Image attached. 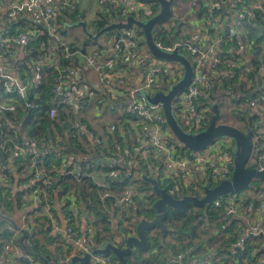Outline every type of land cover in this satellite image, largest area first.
Segmentation results:
<instances>
[{"label":"trees","instance_id":"16d2710c","mask_svg":"<svg viewBox=\"0 0 264 264\" xmlns=\"http://www.w3.org/2000/svg\"><path fill=\"white\" fill-rule=\"evenodd\" d=\"M228 1L229 0H201L191 3V8L196 18L202 20L204 23L203 32L212 40H221L220 44L222 45L224 60L234 58L239 63V67L235 69V75L231 78L223 77L218 79L215 78L213 74L216 70L213 69L210 71L211 77L209 81L211 83V88L207 97L200 101L203 103L200 107L207 108L205 112L206 117L203 121L205 125L199 129V132H201L209 122L212 115V105L215 103V97L222 95V97L226 96L234 106L232 110L233 118L242 124V126H238L237 128L244 133L250 132L253 134L261 126L258 115L252 113L249 109H238L237 107L239 104L245 103L247 99L246 96L251 92H255L251 99L258 95H264V74L260 72V67L264 65V1L260 9H254L252 11L254 15L253 19L240 20L242 22L241 30L238 29L237 34L234 36H228L227 29L223 24L225 21L227 23L232 18L244 14V7L252 0H230V5H227ZM209 3H216L218 7L209 9ZM141 6L142 8L137 13H130L126 12L120 5L106 2L96 12V17L91 24L93 34H97L112 22L119 19L125 20L127 16H132L137 20H148L157 14L159 8L157 3L141 4ZM68 9L69 10L61 9L54 29V33L58 34L61 38H65L66 28L75 24L78 20L77 11H75L73 7H69ZM219 19H223L224 22H222L221 25H216ZM3 25H9V23L5 21V23L2 24L0 33L11 34L16 30H26L31 34L25 46L26 63L23 65L24 72L23 75H21L22 80H28V78H30L33 62L37 61L42 53H46L48 50H52L51 54L59 57L61 66L70 68L75 66L76 61L74 53L76 52L78 40L75 39L73 42H65L69 53L73 54L72 56L66 57L63 54L60 43L53 38L41 35L35 26L29 25L23 20L20 21V19L11 21L10 29L5 28ZM176 25H178L176 18L170 15L152 29L151 34L153 40H157L164 45H172L174 40L188 42L191 36H197H180V32L176 29ZM103 35L108 38L116 35V33L112 29L103 33ZM136 36L138 37L137 46L146 50V45L143 41V33L140 29H136ZM202 41L208 42L206 38L202 39ZM87 42H89V38L84 39L80 43L84 46ZM198 43L200 42L198 41ZM239 45L247 52V56L249 57L248 66L244 64L241 57L236 52ZM228 49L233 50L231 53H228ZM120 50L121 48H119V51ZM182 54L192 63L190 54L187 52H182ZM148 57L151 60V55ZM124 67H126V65L121 60H117L113 69L109 70L108 73L117 74L116 70ZM220 68L221 66L218 67V69ZM177 72H180V68ZM41 74L42 80L38 90L30 87L27 89L26 93V101L37 104L38 108H24L22 106L24 104L22 99L15 100L14 113H6L4 115L7 117L6 121L8 124L5 127H0V135L3 138V149L0 150V227L1 221L5 219V212L9 214L12 211L11 205L13 199L16 200V204L19 206L23 193L30 194L33 188L40 186L43 200L45 203L52 206V192L53 189H55L58 193V199L62 203L61 213L64 218L69 219L73 217L72 211L69 210L71 204H74L78 208L76 224L74 225L70 222V226H72L78 234H80L82 230L80 205L83 206L87 217L86 234L90 240L91 250L101 249L107 243H113L116 237H125L130 234L131 231L122 223L124 220L121 215H118L119 218H121L118 232L112 230L109 213L112 210L111 202L113 198L108 196L101 199L100 189L94 185V180L91 176L82 175L84 172H90V174H92L91 171L93 169H99L103 173L105 182L110 187V194L113 195L120 193L127 184H132L142 194V203L138 209L137 215L144 219L146 218V220H151L154 217V211L151 207L156 198L146 195L148 191H152V188L150 182L144 179V177L156 179L159 187L166 188L167 192L171 191L172 184L169 179L161 176V161L152 158L150 155L137 160L139 166L137 176L135 178L132 177L130 180H124V170H121V173L117 177H112L110 173L119 168L111 167L107 164L99 165L91 161L81 160L79 156L81 154H87L89 151L85 135L86 133L94 135V132L84 121V111L82 112V116H78L70 110L58 108L56 110V115L53 118L49 117L48 111L56 102L53 83L56 73L52 70L43 69ZM178 76L179 74L176 75L177 78ZM66 79L68 82V78ZM167 79L168 74L161 70L158 83L163 84V87H168ZM110 85H112V83H110ZM36 92L39 94L36 95ZM119 92L125 93L124 90ZM262 104L264 106V102ZM174 118L184 132L189 131L188 127L183 125L178 118L175 116ZM116 120L120 121V123H125L123 126L121 125L124 132L127 130V125L130 122L137 123L138 121L136 116L128 114H123ZM222 120V115H220L219 122L224 123ZM78 123L85 126V133L78 129L71 128L73 124ZM117 128H119V126L114 127V125H112V127L103 131L102 136L95 138L97 141H101L102 138L106 139L107 147L101 151L107 158H113L115 154L124 153L126 150L129 151L133 147L132 145L138 143L137 141V143L130 144L129 139L126 136L123 137L122 130H117ZM162 128L171 134L164 121L162 122ZM66 136H68V138ZM23 138L28 142L34 141L37 144L50 140L56 145V148L55 150L42 149L44 153L37 154L34 159L26 155L11 158L10 153L13 145L15 143H22L24 141ZM171 140L173 141V138ZM171 140L170 138L167 139L170 145H172ZM84 145L85 147H83ZM176 148L181 155L189 152V150L186 149ZM73 158H79L80 162L75 163L72 160ZM64 159L68 166L65 172H61V164L64 162ZM11 168H14L18 175H24L25 173L27 181L33 178L35 169L37 168L40 172L39 177L50 181L51 184L49 186H42L40 182L34 181V184L31 185L29 189L12 197L10 188L4 187V184L10 185L14 181ZM70 170L78 171L82 176L77 178L74 174L69 173ZM53 185H55V188H52ZM211 186H213V184H211ZM184 194L189 196H200L194 190H189L188 193L184 192ZM182 195L181 192L171 194L172 197L178 199L181 198ZM41 218L44 217H36L34 220L31 247L26 249L27 253L37 261L41 258L48 259L47 253L43 247L39 246L36 242L37 231L41 228L39 224ZM212 220L217 221L215 224L216 229L224 233V238L216 241L215 243L217 244L215 246H213L214 241L212 236L207 238L206 236L204 237L206 229L209 230V227L213 225ZM163 225L165 227L163 231L155 227L144 232L147 241L145 249L140 251L134 250L127 254L125 256L127 264H188L183 260H177L178 256L181 255L196 259L197 261H201L208 256L211 258L212 264H220L221 262L227 264L225 263L226 259H228L226 249L230 244L236 242L240 231V229L233 226V223L222 217L221 210L213 208L211 204L204 207H197L192 204H186L181 208L170 207L163 220ZM8 237L9 235L3 230L2 232L0 231V254ZM201 242H203V245H201ZM119 245L121 244L119 243ZM119 245L117 246L121 248ZM259 245L260 241H255L252 244L249 242L245 247V252H241L235 259L231 260L236 264H242L244 263L243 261L247 264H255L257 256L254 255L253 252ZM22 250H25L24 246H22ZM58 250L59 249H57V251ZM67 252H60V257L55 256L51 260L52 264H59V258L64 256ZM22 263L24 264L23 261ZM80 264L91 263L84 262Z\"/></svg>","mask_w":264,"mask_h":264},{"label":"built area","instance_id":"2783aa9c","mask_svg":"<svg viewBox=\"0 0 264 264\" xmlns=\"http://www.w3.org/2000/svg\"><path fill=\"white\" fill-rule=\"evenodd\" d=\"M263 1L252 0L244 7V14L232 18L227 23L225 21L223 25L227 29L228 36H234L237 34L238 29L241 30V19H253L254 15L252 11L254 9H260ZM8 2L6 23H9V25H3L5 28L10 29V22L20 18H26L35 23L41 22L47 32V36L60 43L63 54L66 57L73 55L69 53L65 44L66 38H61L58 34L54 33L56 21L61 13V9L69 10L68 8L70 6L68 3L56 0H8ZM96 2L99 8L106 2H111L120 5L126 12L130 13H137L142 7L136 0H96ZM227 5H230V0ZM216 7H218L216 3L208 4L209 9ZM136 29L138 28L132 27L128 31H121L122 33L110 36V43H105L103 52L113 54L116 59L121 60L126 66L133 64V66L138 67L141 78L138 87L129 85L127 83L128 80L118 73H108L116 63L114 59L108 58L101 63H96L95 60L97 59L95 56L86 57L87 66L99 78L108 79L109 77L108 86L110 89L119 92L131 88L127 93L123 92L127 96L123 105L117 104V109H115L116 107L113 108V106L107 108L113 110V113L116 112V115H134L138 120L137 123L132 122L133 126L137 127V131H139L138 143L132 145L131 150H126L124 153H117L113 158H107L101 151L107 147L106 139L102 138L101 141H97L93 134L86 133V138L94 141L97 146V152L95 151V153L99 161L106 162L111 167L119 168L110 173L112 177H117L121 173V170H124V180H130L132 177L135 178L137 176L139 169L137 160L150 155L152 158L161 161L162 173L166 172V170L175 173L181 181H179V184L181 185L182 192L189 189L196 190L202 186L201 183L203 182L200 181L199 183L191 181L187 185L183 183L191 173L195 174L198 170L200 171L201 179L206 182L205 184H209L210 187L211 184L214 186L222 180H229L232 175L234 155L233 142L230 139H218L202 151H189L187 154L181 155L173 142L172 145L167 142L166 130L162 128L163 117L161 105L149 106L146 104L144 98L138 96V94L152 96L157 91H162V87H157L159 85L158 79L161 70L168 74L167 83L173 85L178 81V78L180 79L182 69H180V72H177L179 71L178 66H172L169 62H162L155 59L150 60L147 51L137 46L138 37L136 36ZM29 33L26 30H16L11 34L0 33V127H5L8 124L6 121L7 117L4 115L6 113H14L15 100L22 99L24 102L22 106L24 108H38L37 104L26 101V93L30 87L38 90L42 80L41 72L43 69L52 70L56 73L53 81L56 102L48 111L49 117L53 118L58 108L67 109L78 116H82V112L89 105L102 106L106 103L102 95H89L84 90H81L75 79L74 69L72 67L61 66L59 57L51 54L52 50L42 53L41 57L33 62L31 66L30 78L28 80H22L21 75L24 72L23 65L26 63L25 46L29 36H31ZM39 33L43 35L40 30ZM207 40L208 42H204L198 36H191L188 42L175 40L172 45H164L157 40H153L154 45L163 52L170 53L177 50L180 54L187 52L191 55L192 77L186 88L172 102L173 116L178 118L183 125L187 126L191 133H198L200 131L199 129L205 125L203 121L206 117L205 112L207 108L200 107L203 104L200 101L207 97L211 88L209 81L211 77L210 71L213 69L216 70L213 72L215 78H231L235 75V69L239 67L238 61L234 58L224 60L222 45L220 44L221 40H212L209 37ZM119 48H121L120 51ZM232 50L228 49L227 52L231 53ZM220 66L221 68L218 69ZM260 72L264 74V65L260 67ZM177 74H179L178 78L176 77ZM66 78H68V82ZM38 94L36 92V95ZM249 99L251 98H247L245 103L239 104L237 108L249 109L252 113H258L259 108L263 107L264 95H258L251 100ZM71 128L85 133V126L79 123L73 124ZM66 137L68 138V136ZM251 142L256 158L251 160L249 164L250 166L252 164L254 167H258L261 161L264 160V130L262 126L252 134ZM55 148L56 145L50 140L38 144L34 141L28 142L24 140L22 143H15L13 145L10 155L11 158L26 155L34 159L37 154H40L37 153V150H55ZM2 149L3 138L0 135V150ZM72 160L75 163L80 162L79 158H73ZM67 166V162L64 159V162L61 164V172H65ZM91 172L92 174L90 172H84L82 175L93 178L94 185L100 189L101 199L108 196L113 198L111 202L112 210L109 213L110 220L111 218L113 220V217L121 215L124 222H126L122 223L127 226L128 223L124 218V212L134 203L135 198H141L142 194L132 184H127L117 195L110 194V187L105 182L103 173L99 169H93ZM69 173L74 174L77 178L82 176L75 170H70ZM39 176L40 172L36 168L33 179L40 182L42 186H49L51 184L50 181L41 179ZM173 186L176 185L172 184L171 191H173ZM247 190L250 191V194H241L242 191H240L214 199L211 202V206L221 210L222 217L231 223L234 221L233 225L237 229H240L236 242L230 244L226 249L227 258L235 259L241 252H245V247L249 242L252 244L255 241H260L259 247L253 253L257 256L255 264H264V186L259 188L250 187ZM41 194V187L38 186L33 188V191L29 195L24 196L32 200L33 208L37 210L36 213L32 214L33 216H30L31 214L29 216L25 215L26 217L22 219L19 228L10 224L2 228L9 237L2 248L0 258L6 252L17 248L15 247L16 238L20 232L26 237L22 242L25 250H18L19 261L21 263L23 261L24 264H40V262L35 260L26 251V249L31 247L32 226L35 218L38 215L48 220L52 235L60 231L59 225L54 218L52 206L45 203ZM146 195L148 197H156L151 190ZM69 210L72 211L73 217L69 219L63 217L64 228L62 232L64 237L72 243L73 250L71 249L59 258V264H69L75 256L82 257L83 255L90 254L92 251L89 237L86 234V224L82 226L80 234L70 226V222L74 225L76 224L78 208L74 204H71ZM120 220L121 218H119L118 223L114 224L116 228L114 227L112 230L114 229L118 232ZM177 260H183L188 264H212L211 258L208 256L201 261H197L196 259L181 255L178 256ZM89 262L92 264H117L110 255L92 256ZM220 264L224 263L221 262Z\"/></svg>","mask_w":264,"mask_h":264},{"label":"crops","instance_id":"0c3cea01","mask_svg":"<svg viewBox=\"0 0 264 264\" xmlns=\"http://www.w3.org/2000/svg\"><path fill=\"white\" fill-rule=\"evenodd\" d=\"M56 1H60V2L64 1L68 3L70 7H73L75 11H77L78 20L75 24L66 28L65 38L71 42H73V40L75 39L78 40V43L76 44V47L78 49L76 48V52L74 53L76 63L73 69L75 73V79L78 83L79 88L87 92V94L89 95L100 94L106 100V103H104V105L102 106L89 105L88 107L85 108L84 110L85 123L89 125L90 128L93 130L95 137L102 136L103 131L107 130L109 127H112V125H114V127L119 126L117 130H122L123 128L122 126L125 123H120V121H117L116 119L119 117V114L116 115V112L113 113V110H109L107 107L113 106V108L116 107L115 109H117L118 107L116 105L117 104L123 105L126 101L127 96L123 92H115L113 91V89H110V87L108 86L109 77L108 79L99 78L98 75L86 64V57H89V56H95L97 59L95 60L96 63H101L108 58H112L115 61L118 60L115 58L113 54L103 52L105 43H110L111 38L110 37L106 38L105 35L103 34L100 36H97L98 33L93 34L91 24L96 17V12L99 10V6L97 5L96 0H56ZM198 1H201V0H194V1L176 0V3L172 7V15L177 20L178 25H176V29L179 30L180 36H187V35H197L198 36L199 35V38L201 40L205 38L208 39V36L203 32L204 23L202 22V20L196 18L191 8V3H195ZM8 4H9L8 0H0V27H2V24H4L5 21L7 20L6 17H7ZM20 19H23V21L25 22L26 20H28L26 18H20ZM222 22H224V20L219 19L217 20L216 25H221ZM114 31L116 34L123 32V31L121 32L118 30H114ZM86 38H89V42H87V44L83 46V44H81L80 42H82ZM105 39H108V40H105ZM146 51L149 54L147 48H146ZM236 52L241 57L244 64L249 65V57L247 56V52L244 51L241 45L237 47ZM178 67L180 68V66ZM116 72L132 81H134L133 79L134 77L135 81L129 83V85H131L132 87L138 86L139 80L141 78L139 74V68L136 67L135 65L134 66L133 64L127 65L124 68L117 69ZM162 85L163 84H159L157 87L158 88L163 87ZM167 86L169 85L167 84ZM129 89L131 88L124 90L125 93H127ZM256 114L258 115L259 122L261 123L262 129L264 130V106L259 108L258 113L256 112ZM223 124H227V123H223ZM122 132H123V137L126 136L129 139L130 144H134V143H137V141H139V131H137V128L134 127L131 122L127 125V130L125 132L122 130ZM166 134H167V138L168 139L170 138L171 140L172 136L171 134H169L167 130H166ZM87 142H88V150H89L88 153L81 154L79 157L83 161H91L97 164L94 160L90 159V156H92L93 154H96L95 151L97 152V146L95 145V142L92 141L91 139L88 140L87 138ZM83 147H85V145ZM11 171H12V177L14 181L10 185L4 184V187L10 188L12 197H15V195L18 193H23L25 190L29 189L31 185L34 184L35 179L31 178L30 181H27L25 173L24 175L23 174L18 175L16 171L14 170V168H11ZM161 176L163 178L169 179L171 184H174L176 186L179 184L180 180L178 179V177L175 175L173 171L169 172L166 170V172L162 173ZM191 181H196L197 183H199V181L203 182L201 183L202 185L201 187L194 190L200 196L203 194V187L209 186V184H205L206 182L201 179L199 170L195 174L191 173L188 176V178L183 181V183L187 185L191 183ZM263 186H264V182H258V185L257 184L250 185V187H254V188H259ZM189 190L185 192L188 193ZM247 193L250 194V191H247ZM28 194L23 193V195H21V203L19 206L16 204V200L13 199V202L11 205L12 211L9 214L5 212L4 214L5 219L1 221V227H0L1 232L3 230L2 228H4V226L8 224L13 225L16 228H19V226H21L22 219L26 217L25 215L29 216V214H31L30 216H33L32 214L37 212V210H34L33 208L32 200L29 199L28 197H24ZM51 201H52V211L54 214V218H55V221L59 225L60 231L56 234L53 233L52 235L51 234L52 232L49 229L50 224L48 220H46L45 218H41L39 222L41 228H39V230L37 231L36 242L39 246L43 247V249L47 253L48 259L47 258L39 259L38 262H40V264H52L51 260L55 256L60 257V252L65 253L67 251L69 252L71 249L73 250L72 243L64 237L63 232H62L64 228V220H63V216L61 213L62 203L58 199V193L55 189H53ZM141 203H142L141 198H135L134 203L128 208V210L124 212V218L126 221L130 220L131 216L134 219H144L143 217L137 215V212L141 206ZM82 210L84 211V208L83 206L80 205V211ZM37 217H43V216L37 215ZM86 218L84 219L81 214V223H82L81 228L84 224H86L85 222ZM113 218H114L113 220L111 218L112 228L115 227L114 224L118 223V220H119L118 216L113 217ZM144 220H146V218ZM123 223H126V222H123ZM212 223L214 226L213 225L210 226L209 229H212L210 232H211V236L213 237V241H214L213 246H215L217 244L215 243L216 241H218L221 238H224V233H221L218 229H216L215 227V224L217 223L216 220H212ZM232 223H234V221ZM233 226L235 227V225ZM25 237L26 236L23 233L19 232L16 238V245H15V247L17 248L12 251L6 252L0 258V264H22L19 261L18 250H22V242L25 240ZM49 238H51L52 240ZM117 238L118 237H116L115 240H117ZM107 244H114V242L107 243ZM201 245H203V242H201ZM120 246L121 248H123V245H120ZM57 249L59 250L57 251ZM75 257H79V256H75ZM243 262L244 263L242 264H247L245 261ZM225 263L236 264L231 259H226ZM75 264H80V262L75 263Z\"/></svg>","mask_w":264,"mask_h":264},{"label":"water","instance_id":"95a60500","mask_svg":"<svg viewBox=\"0 0 264 264\" xmlns=\"http://www.w3.org/2000/svg\"><path fill=\"white\" fill-rule=\"evenodd\" d=\"M141 4L157 3L159 5L158 12L155 16L148 20H137L132 16H127L125 21L117 20L112 22L109 26L98 32L97 36L109 30L128 31L132 27H136L143 33V41L149 54L158 61L175 63L182 69V75L180 79L172 86L162 87V92H156L155 94H138V96L144 98L145 102L149 106L160 104L162 108L163 121L166 124L168 130L173 138V143L182 149L189 151H202L214 141L222 138H228L233 142V166L232 175L229 180H222L214 186L203 187V194L201 196H189L185 195L181 190V185L173 186V191L167 192L166 188H160L156 179H149L144 177L151 184L152 192L155 194V200L152 204L154 211V217L151 220L134 219L132 216L127 221V228L130 229V234L125 237L118 238L114 241V244H106L101 249H96L90 252V254L83 255L82 257H74L71 259L70 264L88 262L92 256H112L117 264H127L125 256L131 252L140 251L145 249L147 241L144 236L146 230L152 228H159L164 230L163 220L166 216L168 208L176 207L181 208L186 204H192L197 207H204L214 199L220 198L226 194L236 193L250 188L252 182H264V160L261 161L258 167L250 166V161L256 158V154L253 153L250 132H242L237 127L223 124L219 122V102L222 95L215 97V103L212 105V115L209 119L207 126L198 133H191L190 131L184 132L177 124L176 119L172 114V102L173 100L186 88L192 77V65L187 58L180 54L177 50L166 53L159 50L155 45L152 38V29L160 22L172 15V7L176 3V0H136ZM26 23L35 26L39 29L43 35L47 36V32L42 26L41 22H33L26 20ZM248 66V65H247ZM140 82V80H139ZM138 87V86H137ZM256 91V90H255ZM255 92H251L246 97L251 98ZM37 153H44L43 150H37ZM90 159L94 160L97 164H107L101 162L98 159L97 154L90 156ZM55 188V185L52 186ZM181 192L183 195L181 198H174L171 196L173 193ZM82 217L85 219L86 214L82 210ZM136 217V216H135ZM50 229V228H49ZM114 232H116L113 229ZM123 245V248H119L117 245ZM120 246V245H119Z\"/></svg>","mask_w":264,"mask_h":264},{"label":"rangeland","instance_id":"374dc122","mask_svg":"<svg viewBox=\"0 0 264 264\" xmlns=\"http://www.w3.org/2000/svg\"><path fill=\"white\" fill-rule=\"evenodd\" d=\"M67 40V39H66ZM68 41V40H67ZM150 56V55H149ZM152 57V56H151ZM153 58V57H152ZM151 58V59H152ZM154 59V58H153ZM170 63V62H169ZM172 66H178L177 64L175 63H170ZM179 68V67H178ZM127 79V78H126ZM134 81H135V78L133 77ZM127 83H131V82H134L130 79H127ZM170 86V85H169ZM157 92H162V93H166L165 91H157ZM219 96V95H218ZM233 104L229 101V99L224 96V97H221V101L219 102V113L220 115H222V121H224V123H227L231 126H234V127H238V126H242V124L240 122H238L237 120H235L233 118ZM233 158H234V155H233ZM258 182H252V184H257ZM247 191L249 190H244L241 192V194H246ZM212 229H206L205 233H204V237L206 236L207 237H211V231Z\"/></svg>","mask_w":264,"mask_h":264}]
</instances>
